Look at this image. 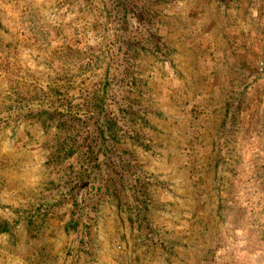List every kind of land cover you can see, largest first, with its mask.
Here are the masks:
<instances>
[{
  "label": "rangeland",
  "instance_id": "obj_1",
  "mask_svg": "<svg viewBox=\"0 0 264 264\" xmlns=\"http://www.w3.org/2000/svg\"><path fill=\"white\" fill-rule=\"evenodd\" d=\"M0 264H264V0H0Z\"/></svg>",
  "mask_w": 264,
  "mask_h": 264
}]
</instances>
